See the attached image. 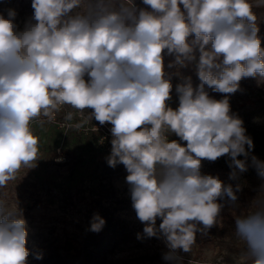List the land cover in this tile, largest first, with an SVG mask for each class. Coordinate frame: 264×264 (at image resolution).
Returning a JSON list of instances; mask_svg holds the SVG:
<instances>
[{
  "label": "clouds",
  "instance_id": "obj_1",
  "mask_svg": "<svg viewBox=\"0 0 264 264\" xmlns=\"http://www.w3.org/2000/svg\"><path fill=\"white\" fill-rule=\"evenodd\" d=\"M140 4L31 0L23 28L14 8L0 11V189L41 158L33 123L54 122L65 107L74 109L82 119L69 127L79 130L93 120L111 125L106 162L124 166L143 235L163 238L164 259L180 264L178 252H191L197 233L217 225L220 201L238 200L241 175L252 167L264 180V161L251 154L253 140L229 102L242 79L264 81V47L250 0ZM165 56L173 57L167 65ZM189 64L200 83L181 77L173 109V74L166 69L180 76ZM206 86L223 98H212ZM75 113L63 119L71 122ZM172 134L178 139H169ZM220 158L236 183L202 172L204 161ZM254 205L236 219L237 235L247 264H264V185ZM104 225L94 214L90 230ZM27 236L22 210L0 198V264H28Z\"/></svg>",
  "mask_w": 264,
  "mask_h": 264
},
{
  "label": "rangeland",
  "instance_id": "obj_2",
  "mask_svg": "<svg viewBox=\"0 0 264 264\" xmlns=\"http://www.w3.org/2000/svg\"><path fill=\"white\" fill-rule=\"evenodd\" d=\"M136 2L143 7L140 0ZM250 2L253 12L259 13L264 8V5L257 6V0ZM8 8L17 11L18 24H24L33 11L31 0H0V11ZM191 68L195 65L179 69L180 76L175 75L177 69H166L173 74L172 99L168 102L173 109L179 106L175 85L181 82V77L191 76L194 87L200 83L198 77L189 73ZM206 91L212 98H223V94L207 86ZM229 102L232 112L243 120L247 135L253 140L251 154L264 161V81L242 79L240 90L229 96ZM67 111L75 113L74 109L65 107L54 122L33 123V131L39 137L41 158L35 167L22 168L15 181L0 189V198L13 205L17 203L27 222L28 264H59L67 250L74 247L82 248V256H91L93 264H152V253H157L159 258L155 264H176L164 259L168 248L163 238L143 235L144 225L132 208L124 166L119 164L111 168L106 162L111 152V125L100 126L93 120L76 130L69 125L82 117L75 113L73 121H65L63 116ZM169 139L178 138L172 134ZM229 171L226 158L203 162L202 172L236 183L228 180ZM238 182L242 191L250 188L257 194L264 185V180L252 167ZM94 214L105 220L103 229L112 236L104 248L94 246L87 238L92 232L90 225ZM159 223L158 220L157 226ZM202 240L196 235L191 252H178L180 264H246L242 255L246 249L228 251L226 245L221 249ZM38 253L42 254V259L35 258Z\"/></svg>",
  "mask_w": 264,
  "mask_h": 264
},
{
  "label": "trees",
  "instance_id": "obj_3",
  "mask_svg": "<svg viewBox=\"0 0 264 264\" xmlns=\"http://www.w3.org/2000/svg\"><path fill=\"white\" fill-rule=\"evenodd\" d=\"M21 1L22 0H19V2ZM254 13L257 16V25L260 29L258 35L261 38V46L264 47V8L260 9L259 13ZM20 15L23 16L22 11H20ZM19 26L23 28L24 24H19ZM172 59L173 57L165 56V63L168 64ZM189 73L197 77L196 68H191ZM259 195L260 194H257L254 190L245 188L244 191L237 193L238 200L235 203H230L226 200L220 201L225 206L222 209L217 225L209 230L207 234L202 235L197 233V236L202 238V241L214 243L221 249L226 245L229 249L228 251H232L233 249L245 250V242L237 235L236 219L246 216L255 209L254 201ZM87 238L94 246L104 248L109 243V239L112 238V236L102 228L99 232H89ZM202 241L199 247L203 243ZM26 246L28 248V245ZM199 247H197V249H199ZM150 257L153 262L152 264H155L156 261L159 260L157 253H152ZM245 263L247 264L246 260ZM59 264H93V258L91 256H82V248L74 247L71 250H67Z\"/></svg>",
  "mask_w": 264,
  "mask_h": 264
}]
</instances>
